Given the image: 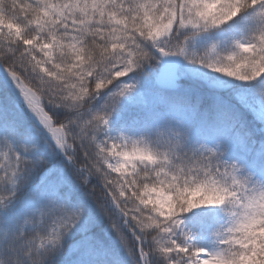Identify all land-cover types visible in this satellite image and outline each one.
<instances>
[{"label": "snow or ice", "instance_id": "snow-or-ice-1", "mask_svg": "<svg viewBox=\"0 0 264 264\" xmlns=\"http://www.w3.org/2000/svg\"><path fill=\"white\" fill-rule=\"evenodd\" d=\"M0 264H264V0H0Z\"/></svg>", "mask_w": 264, "mask_h": 264}]
</instances>
